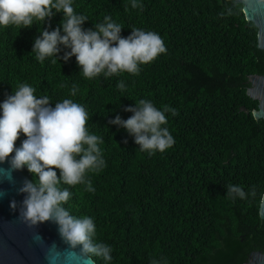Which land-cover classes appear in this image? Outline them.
Wrapping results in <instances>:
<instances>
[{
    "label": "trees",
    "instance_id": "obj_1",
    "mask_svg": "<svg viewBox=\"0 0 264 264\" xmlns=\"http://www.w3.org/2000/svg\"><path fill=\"white\" fill-rule=\"evenodd\" d=\"M131 2L72 0V7L88 17L83 30H94L109 16L122 26V38L133 28L157 33L166 53L140 65L137 75L87 79L74 55L62 59L70 48L59 45L55 63L53 57L40 62L31 52L41 30L61 26L62 12L28 28L0 26V104L28 84L37 98L48 96L52 107L71 99L87 111L89 134L103 139L98 146L105 166L86 173L94 191L85 184L58 187L71 193L62 205L68 213L90 217L94 242L112 249L109 262L88 254L96 264H242L251 251L264 252V219L258 215L264 120L253 118L257 102L245 94L247 76L264 75L256 27L234 0H137L142 8ZM141 99L176 110L165 113L162 127L175 143L164 152H141L131 134L109 123L117 115L129 118L133 113L125 108ZM25 139L21 132L15 147ZM22 172L38 182L26 167ZM228 185L245 193L255 188L256 196L233 200Z\"/></svg>",
    "mask_w": 264,
    "mask_h": 264
},
{
    "label": "clouds",
    "instance_id": "obj_2",
    "mask_svg": "<svg viewBox=\"0 0 264 264\" xmlns=\"http://www.w3.org/2000/svg\"><path fill=\"white\" fill-rule=\"evenodd\" d=\"M131 7L142 8V5L132 0ZM55 12L63 13L61 26L52 31L41 30L40 36L34 39L31 52L36 53L40 62L53 57L55 63L60 51L58 46L70 48L62 59L67 61L74 55L87 79L101 73L105 77L121 72L137 75L140 65L151 63L158 55L167 52L162 38L152 31L133 28L126 38H122V26L109 16L104 17V23L94 25V30H83L81 25L88 17L74 12L72 0H0V26L28 28L34 21L43 23ZM117 87L123 91L126 85L121 81ZM77 91L73 85L70 94L75 96ZM34 92L32 86L21 84L0 104V163L7 161L9 165L0 168V174L13 182V172L26 167L38 177V182L26 179L17 189L18 194H24L20 202L22 217L33 225L47 221L56 223L62 237L73 247L80 245L83 253L109 262L112 249L105 243L94 242L96 228L93 220L71 216L62 206L71 193L67 188L58 187L61 183L70 186L85 184L87 191H94L86 173L100 171L105 166L98 146L103 139L89 134L86 128L89 115L82 105L64 99L52 107L48 96L37 98ZM125 111L133 114L126 120L117 115L109 123L131 134L141 152L152 155L173 146V136L162 125L168 123L165 113L176 115L175 109L165 105L159 110L150 100L141 99L134 107H126ZM21 132L26 139L20 148H16L15 141ZM13 152L15 154L10 155ZM54 169H59V176ZM5 195L6 192L0 191V197ZM249 195L256 196L255 188L245 193L239 186H227L228 198L245 199ZM260 200L264 202V194ZM15 205V200L10 201L11 208L15 209Z\"/></svg>",
    "mask_w": 264,
    "mask_h": 264
},
{
    "label": "water",
    "instance_id": "obj_3",
    "mask_svg": "<svg viewBox=\"0 0 264 264\" xmlns=\"http://www.w3.org/2000/svg\"><path fill=\"white\" fill-rule=\"evenodd\" d=\"M234 3L242 5L245 20L256 27L257 48L264 51V0H234ZM247 82L245 94L257 102L251 114L255 120H264V75L250 74ZM8 167L7 161L0 163V168ZM26 179L22 170L13 172V182L0 174V191L7 193L0 197V264H96L81 251L80 245L73 247L62 237L56 223L33 225L22 217L20 202L24 194H18L17 189ZM12 200L16 201L15 209L10 207ZM258 215L264 219L261 200ZM242 264H264V252L251 251Z\"/></svg>",
    "mask_w": 264,
    "mask_h": 264
}]
</instances>
